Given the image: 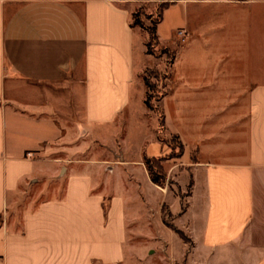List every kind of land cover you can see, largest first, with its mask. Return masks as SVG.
<instances>
[{
	"label": "crops",
	"instance_id": "0c3cea01",
	"mask_svg": "<svg viewBox=\"0 0 264 264\" xmlns=\"http://www.w3.org/2000/svg\"><path fill=\"white\" fill-rule=\"evenodd\" d=\"M157 1L160 45L181 44L160 100L176 192L144 165L171 149L130 14ZM220 119L244 136L215 161L183 122ZM0 264H264V0H0Z\"/></svg>",
	"mask_w": 264,
	"mask_h": 264
},
{
	"label": "rangeland",
	"instance_id": "374dc122",
	"mask_svg": "<svg viewBox=\"0 0 264 264\" xmlns=\"http://www.w3.org/2000/svg\"><path fill=\"white\" fill-rule=\"evenodd\" d=\"M143 1H146V0H143ZM163 4H164V2H161V1H157L155 3H139L140 7H135L134 10L130 14V24L132 25V27L139 29L142 32L146 33L147 37L149 38L146 29L149 30L154 25V23L157 21L159 11H160ZM167 4L169 5L170 3L167 2ZM176 27H177V24H175L174 22L165 23L161 27V30H160L161 38L159 40H161V42L167 41L169 39L168 37L171 35V31L173 29H176ZM148 38H146L147 41H148ZM147 41H146V44H147ZM146 44H145L146 57L144 56V58H146V60H148V63L144 62V64H143L141 78L144 81L146 76L150 75L149 81L151 84H154V86H155L151 104H153V106H155L157 108L156 112H150L149 117H153L154 120H155V118L157 119L156 124L154 122L155 128L157 130V132H156L157 137L156 138L160 142L168 144L171 142L172 136L165 129L160 128L159 119H160V115H161V111H162L161 110V104L162 103H161V101H158L156 99H157V96H160L161 94H163L164 98H168V99L174 98V90H173V88H174V61H175L176 56L174 57L173 60H171L170 55H168V56L167 55H161L160 52H161L162 45H160V44L158 46L153 47V49H151L153 51V54L149 55V54H147ZM165 45H166V43H165ZM180 45L181 44H177L176 42H174L171 45V47H169V50L175 51V49L177 47H179ZM151 72H153V73L150 74ZM164 74L168 75V78L165 80L163 79ZM239 109L241 110V109H243V107L240 106ZM226 111L223 112V114L220 117L226 118V116H225V115H227ZM228 124L229 123H227V120L220 119L219 122L216 121L214 124L208 126L211 129H213L214 137H212V138L210 137L211 132H212V130L210 128L208 130H200L196 133L194 131V129H191V127H188L184 122H183V132L185 133L186 136L189 137V139L193 138L197 134V138L204 143V145L206 146L205 148L208 149V151H210V149H211L210 146H213L214 150H217V152H216V156L214 158H211V159H214L215 161H221V160H225L228 158L227 154L224 150L225 147L230 146V148H231L232 145H234L235 147L236 146L240 147V144L242 147V138L244 136V134H243V120L239 119L238 124L234 125V126L233 125L227 126ZM155 128H154V132H155ZM233 128H235V129H233ZM239 128H240V131H239ZM144 140L145 139H143V141ZM147 140H145V141H147ZM135 142L138 143L137 140ZM211 143H212V145H211ZM146 145H148V143ZM239 147H238V150H239ZM150 148L152 150H154L152 146ZM135 149H137L135 143L132 145V147L129 146L128 150H126L127 157L135 156V154H136ZM175 152H178V149H176ZM208 160H210V159H208ZM162 166H163L164 172L167 173V169L170 166V163L169 162H162ZM165 183H166L165 185H168L171 190H173L175 192L177 191L176 185L174 183L167 181V180L165 181ZM30 193L28 192V194H30ZM44 199H45V196H44ZM165 220H166V223L168 224V226H171L169 224L170 220L168 219V216L165 218ZM138 227L140 228L141 233H146L148 231L145 228L144 219L139 221ZM134 241L137 243H143L145 240L141 237L140 238L137 237V238H135ZM149 262H150L149 260H146V263H149Z\"/></svg>",
	"mask_w": 264,
	"mask_h": 264
},
{
	"label": "trees",
	"instance_id": "16d2710c",
	"mask_svg": "<svg viewBox=\"0 0 264 264\" xmlns=\"http://www.w3.org/2000/svg\"><path fill=\"white\" fill-rule=\"evenodd\" d=\"M168 6L167 3H164L159 11L158 14V19L157 21L154 23V25L148 30L146 29L147 33H148V41L146 44V48H147V54L152 55L153 51L151 49H153V47L158 46L159 40L157 37V33H156V27L161 19V14L162 11ZM161 55H170V59L173 60L175 57V51H170L169 48L162 46L161 48ZM153 72H151L150 74H152ZM150 76V75H149ZM149 76H146V78L144 79V84L147 88V95H146V99H145V105L146 107L152 111V112H156L157 108L155 106H153V104H151L152 101V97H153V93H154V84H151L149 81ZM168 75L164 74L163 75V79H167ZM163 94H161L160 96H157L158 101H160L163 98ZM159 124H160V128L164 129V114L161 111V115H160V119H159ZM164 141V140H163ZM170 147V153L167 155H163L160 157H156V158H146L144 159V165L148 171L150 180L153 184L159 186V187H163L165 186V181L167 178V173L164 172L163 170V166H162V162H166L169 159H176L179 158L182 154V150H183V146L180 142H178L177 137L172 136L171 138V142L167 144ZM176 149H178V152H175ZM192 187V183H189L188 186V193L190 191ZM170 228L174 229L173 226H169ZM182 239H184L185 241H187V239H185V237L183 236L182 233H178Z\"/></svg>",
	"mask_w": 264,
	"mask_h": 264
},
{
	"label": "built area",
	"instance_id": "2783aa9c",
	"mask_svg": "<svg viewBox=\"0 0 264 264\" xmlns=\"http://www.w3.org/2000/svg\"><path fill=\"white\" fill-rule=\"evenodd\" d=\"M177 34H178V36L181 37V38L184 37L182 32H178ZM28 156H29V155H28Z\"/></svg>",
	"mask_w": 264,
	"mask_h": 264
}]
</instances>
